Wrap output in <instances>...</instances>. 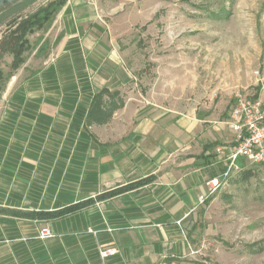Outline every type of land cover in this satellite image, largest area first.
Returning a JSON list of instances; mask_svg holds the SVG:
<instances>
[{"label":"crops","instance_id":"crops-1","mask_svg":"<svg viewBox=\"0 0 264 264\" xmlns=\"http://www.w3.org/2000/svg\"><path fill=\"white\" fill-rule=\"evenodd\" d=\"M55 54L0 97V264H183L204 181L232 142L224 112L178 109L127 91L134 78L94 0H67ZM123 106L88 123L93 95ZM141 96V97H139ZM153 180L59 217L53 211L147 176ZM180 220L179 222H177ZM47 227L53 236L37 237ZM100 247L117 252L104 258Z\"/></svg>","mask_w":264,"mask_h":264},{"label":"rangeland","instance_id":"rangeland-1","mask_svg":"<svg viewBox=\"0 0 264 264\" xmlns=\"http://www.w3.org/2000/svg\"><path fill=\"white\" fill-rule=\"evenodd\" d=\"M51 1L20 0L0 12V67L16 74V83L55 54L58 11L26 34L30 48L16 70L10 66L12 54L2 52L1 45L20 18ZM94 3L134 77L127 91L180 110L211 105L215 112H224L237 92L250 98L257 93L264 108V0ZM219 9L228 14H211ZM244 169L251 170L248 179H241V170L196 210L183 264H264V161L244 162ZM256 243L263 249L256 251Z\"/></svg>","mask_w":264,"mask_h":264},{"label":"trees","instance_id":"trees-1","mask_svg":"<svg viewBox=\"0 0 264 264\" xmlns=\"http://www.w3.org/2000/svg\"><path fill=\"white\" fill-rule=\"evenodd\" d=\"M66 1L67 0H53L46 6L39 8L37 11L27 15L24 18H20L16 22L14 28L10 30L8 40L4 39L3 42L5 43L1 45L2 52H9L12 54V60L10 62L12 70H16L24 62L23 52L30 48L27 42L26 34L31 33L34 28H40L43 23L50 19L53 13L59 11L62 8ZM211 14H213L216 18H219L228 13H226L224 9H219L217 11L211 12ZM11 75L12 72L4 73L2 68L0 67V90L3 88L5 81ZM252 98H257V93H255ZM122 106L123 99L121 98L119 91H110L107 88H102L93 95L87 113V122L97 124L106 123L111 118L113 112L121 108ZM250 175L251 170L244 169L242 170L240 177L241 179H248ZM152 180L153 176L150 175L123 185H118L113 188L104 190L103 192L97 194L95 197H90L86 200L78 201L57 210L47 212H21L20 214L33 218L59 217L82 209L83 207L93 204L98 200L106 199L132 189H137L138 187ZM210 198L211 197H208L205 200V203H207ZM254 245H258L256 251H260L261 249H263L262 244L256 243ZM254 245L250 244V249Z\"/></svg>","mask_w":264,"mask_h":264},{"label":"built area","instance_id":"built-area-1","mask_svg":"<svg viewBox=\"0 0 264 264\" xmlns=\"http://www.w3.org/2000/svg\"><path fill=\"white\" fill-rule=\"evenodd\" d=\"M226 123L233 134L232 142L215 149L222 156L224 167L204 181L206 192L198 196L199 204H203L208 197L222 188L229 178L243 170L244 162L264 161V108L261 101L235 93ZM240 160L243 161V165L240 164ZM52 236L53 232L47 227L39 229L37 233L40 239ZM116 252L117 249L114 247H100L98 250L101 258Z\"/></svg>","mask_w":264,"mask_h":264},{"label":"water","instance_id":"water-1","mask_svg":"<svg viewBox=\"0 0 264 264\" xmlns=\"http://www.w3.org/2000/svg\"><path fill=\"white\" fill-rule=\"evenodd\" d=\"M18 1H20V0H0V12L9 8L10 6L17 3Z\"/></svg>","mask_w":264,"mask_h":264}]
</instances>
